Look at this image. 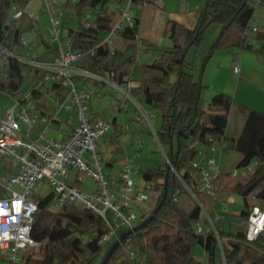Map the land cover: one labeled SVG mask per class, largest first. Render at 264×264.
Instances as JSON below:
<instances>
[{
  "label": "trees",
  "instance_id": "16d2710c",
  "mask_svg": "<svg viewBox=\"0 0 264 264\" xmlns=\"http://www.w3.org/2000/svg\"><path fill=\"white\" fill-rule=\"evenodd\" d=\"M145 1L66 0L62 25L70 38V51L81 54L76 61L77 67L96 74L112 73V80L118 86L128 82L135 63L137 43L133 27L123 28L121 35L124 42L117 51L110 52L100 42L116 21L115 14L109 10V4L115 3L123 8L127 3L131 5ZM250 1L206 0L191 29L168 20L163 35L171 40V46L163 49L158 58L145 66L138 86L133 88V94L139 98L144 109L156 112L159 127L155 135L167 161L158 167L139 168L146 192L157 193V198L151 212L142 214L138 224L152 214L163 196L165 199L154 218L130 234L131 245L137 253V260L132 264H198L194 258L195 250L205 243L209 247L208 259L212 261L214 246L210 247V240L194 233L193 223L202 219L201 206L211 211L215 200L194 188L192 175L198 174L193 163L201 159L198 152L200 149L207 154L210 148L223 144L229 112L236 103L229 95L218 93L204 108L201 102L203 86L200 79L196 80L192 73L186 71L188 65L185 56L188 49L200 46L205 30L212 24L220 25L221 29L211 46V54L230 48L253 50L243 37L245 26L253 14ZM27 3L28 0H0V49L10 54L4 56L5 63L0 66V91L21 104L25 103L27 99L22 94V84L28 76L31 82L29 98L33 101L34 110L40 115H46L51 106L48 96L63 98L65 88L62 86V78L46 80L53 75L51 72L14 57L22 56L19 53L25 48L21 43L22 37L33 32L39 35V43L46 47V51L52 52L53 57L58 56L55 44L40 34L37 19L26 13ZM15 4L23 9L17 19L12 17ZM86 12L90 14L89 20H83ZM70 16V20L73 17L76 19V29L68 27ZM258 38L264 41V34ZM257 51L264 57L263 48ZM76 80L81 81L78 77L74 78ZM98 84L94 82V85ZM211 107L221 108L222 113H211ZM237 109L244 123L239 136L230 140L225 149L241 155L237 167L254 159L258 161V166L244 179H230L223 186L218 185L216 193L220 196L234 194L242 198L243 208L236 216L238 222H243L250 210L249 195L264 182V112L243 104H237ZM110 124L113 133L106 136L117 144L122 132L116 119L113 118ZM1 159L5 171L3 175L16 173L17 168L13 167L11 158ZM185 186L191 188L194 197ZM4 196L5 191L0 187V197ZM51 197L52 193L36 197L37 211L34 213L31 237L39 246L36 251L24 257L23 264H95L94 258L102 247L99 239L105 231L101 219L91 211L71 206L52 211L48 208ZM255 197L264 201V187ZM224 222L228 224L227 230H224ZM222 224L221 227L215 224L219 234L234 239L231 241V250H225L229 264H264V256L258 255L243 243L244 226L236 227L229 219ZM84 235L87 238L82 241L80 238ZM263 242L258 239L252 245L264 248ZM110 245L97 264H101ZM105 264L129 263L122 258L120 247L117 246Z\"/></svg>",
  "mask_w": 264,
  "mask_h": 264
},
{
  "label": "built area",
  "instance_id": "2783aa9c",
  "mask_svg": "<svg viewBox=\"0 0 264 264\" xmlns=\"http://www.w3.org/2000/svg\"><path fill=\"white\" fill-rule=\"evenodd\" d=\"M55 2L56 0H44L50 17L49 41L57 47L58 56L52 62H42L13 55L33 67L51 72L53 75L46 80L62 78L65 93L63 98L49 96L53 109L46 115H40L35 111L31 100L30 104L28 100L23 104L15 101V105L0 119V158H11L17 163L16 173L0 177V187L6 194L0 197V260L6 264H21L26 255L38 249L39 243L31 237V227L34 213L37 211V183L45 180L52 193L48 207L50 210L57 211L64 206H71L95 213L101 219L105 230L99 244L108 246L118 241L117 246L120 247L122 258L132 264L137 260L136 250L131 245L130 234L122 236L126 230L136 226L134 224L142 214L150 213L151 210L148 212V208L144 206L149 196L145 190V183L140 178L139 167L134 163V155L125 160L118 173V179L103 173V158L96 150V143L106 137L111 124L89 111L88 104L94 92L92 85L99 82L121 92L122 97L113 106L114 112L126 111L128 103H131L135 109L142 112L149 126L153 115L135 104L131 95L134 88L131 81L118 86L112 80V73L96 74L77 67L76 61L81 54L70 51V38L59 17L62 10L59 8L51 10V5ZM149 2L158 8L164 6V0ZM250 4L253 14L243 31V37L249 45L250 39H255L257 34H264V0H251ZM129 7L130 4L127 3L122 8L120 19L109 27L101 39L100 45L105 46L110 52L121 48L124 42L121 32L125 26L131 27L133 24ZM258 10L263 14H257ZM22 11L23 9L15 4L12 8V17L17 19ZM26 13L34 17L32 13ZM89 19L90 14L86 12L83 20ZM253 34L255 36L251 37ZM30 42L28 35L22 37L21 43L24 47L34 45ZM5 55L10 54L0 49V66L5 63ZM232 71L235 74L239 73L237 62H232ZM75 77L81 79L78 84L74 81ZM61 111L74 113L75 126L65 131L61 138L46 136L45 131L57 121L58 113ZM40 117L43 118L44 128L36 131L35 127L39 124ZM141 148L142 143L138 140L135 152L138 153ZM198 152L201 159L193 163L198 174L192 175L195 181L194 188L212 196L220 207L219 210L213 207L210 211L201 206L202 219L193 223L194 233L210 240V247L214 246L212 261L208 259L207 243L200 248L201 254H195L194 258L198 264H229L225 250H231V241L234 239L220 235L215 226L216 222H223L224 218L229 216V203L221 200L216 190L223 177L227 180L248 177L257 168L258 161L254 159L246 165L224 171L216 159L215 147L210 148L207 154L201 149ZM82 177L95 182L97 189L90 192L82 191L79 188ZM185 187L194 197L191 188ZM175 200L174 196L173 201ZM254 200L255 203L248 200L250 210L246 220L233 224L236 227L244 226L243 243L258 255L264 256V248L252 245L258 239L264 241V201L256 197Z\"/></svg>",
  "mask_w": 264,
  "mask_h": 264
},
{
  "label": "rangeland",
  "instance_id": "374dc122",
  "mask_svg": "<svg viewBox=\"0 0 264 264\" xmlns=\"http://www.w3.org/2000/svg\"><path fill=\"white\" fill-rule=\"evenodd\" d=\"M64 3L65 0H56L55 4L51 5L52 11L56 9L55 6L62 10V14L59 15L61 21L64 19ZM108 7L109 10L115 13L116 15H120L122 11V8L115 3L109 4ZM43 9L44 10H42L41 12V16H43L42 20H46V18H49L48 20L50 23V17L47 12V7L45 3L43 5ZM256 13L260 15L263 14L261 10H258ZM135 22L136 20L133 18V24ZM220 29L221 27L218 24L210 25L205 30L202 36L200 46L198 48L191 47L190 49H188L185 56V62L188 65L186 71L192 73L196 80L200 79L201 81V84L203 86L201 91V102L204 108L209 105L211 98L218 93H224L229 95L236 103V105L232 106L229 112L228 126L225 134L226 139L224 140L223 144L216 145L217 161L219 162L222 170L230 171L237 166L238 162L241 159V155L239 153L234 151H228L227 149H225L226 145L229 143L230 140H233L239 136L243 126L244 120L237 109V104L243 103V105H245L246 107L254 109L251 104L255 103V101H261L264 97V57L261 53L257 51L260 48L264 49V41L256 39V36L253 34L251 37L255 36V39L252 38L249 40L253 50L230 48L228 50H217L211 54V46L218 37ZM44 36L48 38L50 37L49 28L46 29ZM145 54V52L141 54L138 51H135V55L137 58H140V61L146 60ZM209 55L211 56L209 57ZM206 58L207 60L205 61ZM147 60H149V58H147ZM232 62L238 63V74L233 73ZM139 76L140 75H137V77ZM78 83L79 80H76V84ZM99 84V86L92 85V89L94 92L91 95L88 104L89 111L93 114H96L99 118L105 121L112 122V119L116 118V122L120 127L119 130H121L122 132L119 138V144H117L116 146V152L113 153V157L115 158L113 162L110 163V167H104L103 173H112V177L118 179V175H115V162L118 159L130 157L133 155L135 156L134 163L139 168H145L146 166L158 167L163 165L167 160L165 152L163 148H161L155 136V131L159 127V119L156 118V112L150 111L153 115L151 119V126H149V124L146 122L142 112L137 108L135 109V107H133L131 103H128L126 111L114 112L113 106L116 104L117 100L122 97L121 92L118 89L111 87L110 85L102 83ZM30 89L31 82L27 76L22 84V94L25 98H27L28 102L30 101ZM132 91L133 89L131 90V95L133 96ZM261 96L263 97L259 98ZM48 101L49 105H51L50 99ZM14 105L15 100L7 93L0 91V119ZM142 108L146 111L143 105ZM210 112L220 114L222 113V110L219 107H211ZM63 115L64 114L61 113L60 116L62 117ZM42 120L43 118L40 117L39 124L35 127L36 131V128H44ZM56 132L57 128L51 127L47 130L46 136H57ZM112 133L113 130L111 129L108 135H111ZM138 140L142 143V148L138 153H136L135 145ZM97 144L98 142L96 143V150L99 151ZM1 161L2 159L0 158V177L5 172ZM12 165L13 167L17 168V163L13 160ZM226 180L227 178L223 177L219 182V186H223ZM263 187L264 182L249 195L248 200H250V203H255L256 200H254V197ZM79 188L84 192L95 191L97 189V184L89 178L82 177V183ZM50 192L51 188L47 186L45 180H40L37 183V196L43 197ZM148 195L150 198L148 203H151L150 208L147 209L149 212L150 210H152L156 200L153 201L152 204V198L155 194L150 192ZM220 199L229 203V213L233 214H229V216H226L224 220L227 221L229 219L233 223H238V217L236 215H238V213H240L243 208L242 198L240 196L232 194L228 196H221ZM219 207V204L215 203L214 208L219 210ZM138 223L139 222H135L134 225H138ZM222 225V222H216L217 227H221ZM227 229L228 224L224 222V230ZM86 238L87 235H84L80 239L82 241H85ZM107 247V245L101 247L98 255L94 258L93 263L97 264L101 260V258L104 256ZM195 254L200 255V249L197 248L195 250ZM0 264L6 263L0 260ZM21 264H23V260Z\"/></svg>",
  "mask_w": 264,
  "mask_h": 264
},
{
  "label": "crops",
  "instance_id": "0c3cea01",
  "mask_svg": "<svg viewBox=\"0 0 264 264\" xmlns=\"http://www.w3.org/2000/svg\"><path fill=\"white\" fill-rule=\"evenodd\" d=\"M205 1L206 0H164V6L162 8H158L152 5L149 2V0L139 4H131L129 10L131 14L133 13L132 16L136 20V22L131 26L133 27L137 40L135 51H138L141 54L144 52L146 53L145 54L146 60L144 61L143 60L140 61V58L139 57L137 58L135 55V63L132 67L129 76V81L133 83L134 87L138 86L145 66L151 63L154 59L158 58L163 49L171 46V40L163 35V30L166 22L168 20H174L186 28H190V29L193 28L197 22L200 11L203 9L205 5ZM43 5H44L43 0H28V3L25 7V11L32 13L35 19H38L40 34L42 35L43 38L49 40L48 37L44 36L46 29H48L50 26V23L48 20L49 18H46V20H42L43 16H41V12L42 10H44ZM55 8L57 9L56 6ZM115 16H116V20L120 19V15L115 14ZM70 18L71 16L69 17L68 27L76 29L78 27L76 19L73 17L70 20ZM39 22H41L42 24ZM259 35L260 34H257L256 39L263 41L258 38ZM28 37H30L31 42L34 45H32L31 47L23 48L19 51V53L23 57L37 61H42V62H52L54 60L55 58L53 57L54 54L50 51H46V47L41 43H39L38 34L33 32L28 34ZM147 58H149V60H147ZM137 75L140 76L137 77ZM132 97L135 101V104L140 108H142V104L140 103L139 98L135 95V93L133 94ZM262 97L263 96L259 98ZM251 106L254 107V110L264 112V97L261 101H255V103H252ZM52 107L53 106L51 105L50 110L48 112L52 111L53 109ZM61 113L64 114L62 117L60 116ZM53 124L52 127L57 128V132H56L57 136H52V137L61 138L64 135L65 131L75 126L76 120L74 113L68 111L59 112L57 116V121H55ZM118 128L120 129L119 125ZM36 129L37 131L41 130L39 128ZM47 130L45 132H47ZM117 144H119V142ZM117 144L116 142L112 143L110 137L108 136L104 137L103 140L98 142L97 144L98 150L103 158L104 167L111 166L110 163L113 162L115 158L113 157V153L116 152ZM214 147L216 149V146ZM127 158L128 157H124L118 159L115 162V167H116L115 175H118L123 163ZM111 174L112 173H107L106 176L112 177ZM154 194L155 195L152 198V204L153 201H155L157 198V193ZM149 199L150 198H148V200L144 203V206L146 208H150L151 206L150 205L151 203L150 204L148 203Z\"/></svg>",
  "mask_w": 264,
  "mask_h": 264
},
{
  "label": "water",
  "instance_id": "95a60500",
  "mask_svg": "<svg viewBox=\"0 0 264 264\" xmlns=\"http://www.w3.org/2000/svg\"><path fill=\"white\" fill-rule=\"evenodd\" d=\"M164 197L165 196H163V198L161 199L160 203L156 206V208L153 210L152 214H150V216L146 220H144L141 224L136 225L131 230H128L126 233L123 234L122 237H125L128 234L134 233L135 231H137L140 228L144 227L147 224V222H150L154 218V216L157 214L158 209L162 206V204L164 202V199H165ZM117 245H118V241H115V242H113L110 245V247L107 250V253H106V255H105L104 259H103V261L101 262V264H105L106 263L107 259L113 253V251L115 250V248L117 247Z\"/></svg>",
  "mask_w": 264,
  "mask_h": 264
}]
</instances>
